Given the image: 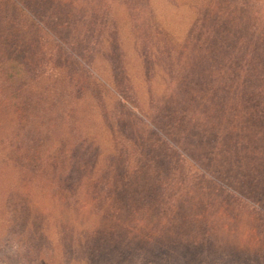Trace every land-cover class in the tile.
I'll return each mask as SVG.
<instances>
[{"label": "rangeland", "instance_id": "374dc122", "mask_svg": "<svg viewBox=\"0 0 264 264\" xmlns=\"http://www.w3.org/2000/svg\"><path fill=\"white\" fill-rule=\"evenodd\" d=\"M0 32V264H264V0H0Z\"/></svg>", "mask_w": 264, "mask_h": 264}, {"label": "bare ground", "instance_id": "6f19581e", "mask_svg": "<svg viewBox=\"0 0 264 264\" xmlns=\"http://www.w3.org/2000/svg\"><path fill=\"white\" fill-rule=\"evenodd\" d=\"M248 87V86H247ZM236 101V100H235ZM249 110H251V109H249ZM237 112H238V110H237ZM253 113V112H252ZM255 116V115H254ZM262 116V115H261ZM264 117V116H263Z\"/></svg>", "mask_w": 264, "mask_h": 264}, {"label": "trees", "instance_id": "16d2710c", "mask_svg": "<svg viewBox=\"0 0 264 264\" xmlns=\"http://www.w3.org/2000/svg\"><path fill=\"white\" fill-rule=\"evenodd\" d=\"M0 34H2V33L0 32Z\"/></svg>", "mask_w": 264, "mask_h": 264}]
</instances>
